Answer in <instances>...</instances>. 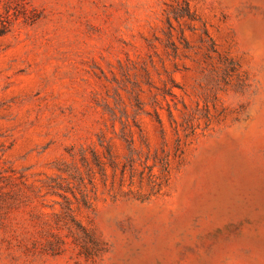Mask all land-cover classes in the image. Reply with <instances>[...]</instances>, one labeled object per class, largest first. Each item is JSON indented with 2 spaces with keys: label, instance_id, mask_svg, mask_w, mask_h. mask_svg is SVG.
I'll return each instance as SVG.
<instances>
[{
  "label": "rangeland",
  "instance_id": "1",
  "mask_svg": "<svg viewBox=\"0 0 264 264\" xmlns=\"http://www.w3.org/2000/svg\"><path fill=\"white\" fill-rule=\"evenodd\" d=\"M7 17L0 264H264V0Z\"/></svg>",
  "mask_w": 264,
  "mask_h": 264
},
{
  "label": "trees",
  "instance_id": "2",
  "mask_svg": "<svg viewBox=\"0 0 264 264\" xmlns=\"http://www.w3.org/2000/svg\"><path fill=\"white\" fill-rule=\"evenodd\" d=\"M9 13L8 8L6 10ZM11 29V20L7 17L0 21V36L5 35Z\"/></svg>",
  "mask_w": 264,
  "mask_h": 264
}]
</instances>
